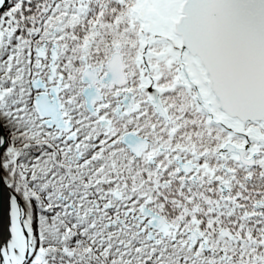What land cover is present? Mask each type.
Listing matches in <instances>:
<instances>
[{"label": "snow or ice", "instance_id": "snow-or-ice-1", "mask_svg": "<svg viewBox=\"0 0 264 264\" xmlns=\"http://www.w3.org/2000/svg\"><path fill=\"white\" fill-rule=\"evenodd\" d=\"M0 264H264V0H0Z\"/></svg>", "mask_w": 264, "mask_h": 264}]
</instances>
